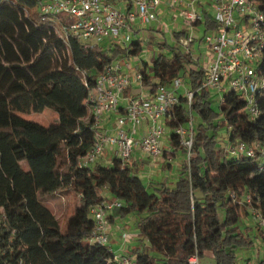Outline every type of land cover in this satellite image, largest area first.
Instances as JSON below:
<instances>
[{
    "label": "trees",
    "instance_id": "16d2710c",
    "mask_svg": "<svg viewBox=\"0 0 264 264\" xmlns=\"http://www.w3.org/2000/svg\"><path fill=\"white\" fill-rule=\"evenodd\" d=\"M252 1L264 13V0ZM203 14L206 30L218 26L205 8ZM69 20L41 13L38 0H0V264H116L108 244L88 239L94 228L89 207L104 198L121 201L111 210L120 216L138 213L139 235L147 242V249L132 247L138 264H189L194 252L210 254L214 264H264L263 258L239 262L236 251L252 242L239 219L251 206L264 217V157L231 154L216 145V112L209 88L202 85L206 64L191 48L170 46L167 53L162 48L168 44L159 42L150 67L147 59L139 66L148 93L160 85L171 87L177 76L193 90L189 107L176 90L178 101L166 122L173 151L185 152L174 183L157 181L149 189L137 171L142 161L123 164L117 154L108 164L79 165L95 139L87 97L97 70L139 53L142 40H112L103 47L78 36L65 38L57 29ZM187 34L185 29L173 33L176 39ZM257 70L264 82V45ZM255 104L258 113L252 117L241 93L222 91L219 108L228 143L264 145V83ZM46 107L57 112V121L44 124L21 114ZM189 110L201 119L193 123L187 156L174 128L187 122ZM58 190L79 194L63 227L38 197Z\"/></svg>",
    "mask_w": 264,
    "mask_h": 264
},
{
    "label": "built area",
    "instance_id": "2783aa9c",
    "mask_svg": "<svg viewBox=\"0 0 264 264\" xmlns=\"http://www.w3.org/2000/svg\"><path fill=\"white\" fill-rule=\"evenodd\" d=\"M117 1L38 0V9L41 13L54 17L66 13L72 18L71 21L58 25V32L65 38L68 35L82 39L109 36L112 40L127 43L132 34L140 30V25L157 19L156 9L161 0H120L119 4ZM176 3L180 4L181 0H171V5ZM187 4L190 8L180 12L186 22H200L204 7L198 10L195 1ZM209 4L213 8L212 18L218 26L203 35V41L212 50L213 56L206 63L202 85L220 92L232 89L241 93L250 115L254 117L258 113L255 93L258 86L264 83L257 70V62L264 45V13L252 0H211ZM193 41L194 37L188 33L184 42L190 48ZM133 78L142 84L140 68L138 67L132 76L123 59L114 60L97 70L95 82L89 87L87 97L91 105L95 139L86 153L79 158V165L93 163L107 148L114 150L123 164L129 162L135 148L150 157L163 154L161 136L166 122L173 116V106L178 101L176 90L182 91L188 107L193 90L188 88L182 76H177L173 79L171 87L160 85L153 93L127 96V101L122 105V95L131 85ZM108 112L116 114L113 132H108L103 127V116ZM142 124H145V131L137 135V129ZM192 126L193 116L189 110L187 122L174 128L179 135L180 144L187 149V156L192 142ZM225 147L231 154L264 157V145L257 141L247 143L239 140L227 143ZM245 199L248 201L250 195L246 194ZM119 205L121 201L117 198H104L89 207V213L94 219V228L88 236L89 241L107 244V214ZM249 210L258 226L264 227V217L260 210L253 206L249 207ZM121 236L125 240L128 233L122 231ZM113 259L116 264H138L132 255L124 252L114 253ZM198 260L196 252L188 257L189 264H198Z\"/></svg>",
    "mask_w": 264,
    "mask_h": 264
},
{
    "label": "rangeland",
    "instance_id": "374dc122",
    "mask_svg": "<svg viewBox=\"0 0 264 264\" xmlns=\"http://www.w3.org/2000/svg\"><path fill=\"white\" fill-rule=\"evenodd\" d=\"M195 1L196 7L198 10H202L204 7L211 15L213 14V8L209 4L211 0H181V3H176L171 5V0H161L157 6V19L146 22L142 25V28L132 34V38H140L142 40V48L139 53L135 55H130L122 57L123 62L127 63V69L133 75L135 70L142 64V59H151L153 54H156L159 48L158 43L165 41L168 45L162 48V51L170 53V46L178 45L182 49H187L188 46L184 42L186 35H181L178 39L175 38L173 33L185 29L194 37V41L190 45V51L194 57H199L201 62L205 64L210 61L213 56L212 50L205 44L203 41L204 32L208 31L205 29V17L200 22L196 24H189L186 22L185 17L181 14L182 9L190 8L188 2ZM63 16H69L66 13L62 14ZM83 41L89 42L91 44H99L100 46H107L111 41V37L104 36L100 39L96 37L83 38ZM149 56V57H148ZM148 60V68L150 67V61ZM222 92L218 91L215 88H209V100L213 110L216 112L214 115V123L217 124L215 130V138L217 140V146H226L229 142L228 131L226 124L223 123V115L220 112L219 103L221 100ZM21 114L28 118L44 124L57 121V112L52 108L46 107L42 112H21ZM193 123L197 124L200 121V116L196 111L192 112ZM213 129H209V134L212 133ZM170 128L168 124H165L164 133L161 136V145L168 148L170 145L169 142ZM105 149L104 153H108L107 157L110 160L115 154L114 151H108ZM173 150V149H172ZM164 156H168L167 153ZM146 157L144 162L140 164L138 174L143 178L144 182L151 189V185L157 181H165L167 184L171 185L177 179L178 172L180 170V165L185 159V152L181 149L174 151L172 158L170 160H164L160 162H150V156L144 154L143 158ZM149 157V158H148ZM99 161V160H98ZM104 164H108L109 161H99ZM151 182V183H150ZM106 193V192H104ZM107 197V195H104ZM39 199L47 205L52 212L58 218L59 224L61 227L65 225L67 218L73 212L75 206L79 203V194H74L71 190H58L55 192L48 193H39ZM109 213V212H108ZM138 213L133 211L126 213L124 216L118 215L115 218L120 225L119 235L109 233V238L107 244L111 247L114 253H128L132 255V246L140 245L144 247L147 245V242L144 238H141L139 235V230L136 225V218ZM239 228L243 232H247L248 237L252 240L249 246L237 247L238 261L243 262L244 258H250L252 262L258 260L257 252L260 251L261 254L263 250L261 249L260 241L258 238V233H264V227L258 226L256 219L251 213L241 217L238 221ZM247 228L248 231H247ZM260 229V230H258ZM126 231L129 235L128 239L125 241L121 233ZM113 242L117 243L118 249L112 246ZM125 245L128 247L125 248ZM263 247V246H262ZM144 249H147L144 247ZM118 250V251H117ZM214 258L206 253L203 256H199L198 264H214Z\"/></svg>",
    "mask_w": 264,
    "mask_h": 264
},
{
    "label": "crops",
    "instance_id": "0c3cea01",
    "mask_svg": "<svg viewBox=\"0 0 264 264\" xmlns=\"http://www.w3.org/2000/svg\"><path fill=\"white\" fill-rule=\"evenodd\" d=\"M117 3L119 4V3H121V1L118 0ZM141 28H142V26L140 25V29ZM147 92L148 91L145 89V87L133 78L131 85L126 89V91L122 95L121 104L122 105L125 104V102L127 101V98H126L127 96H133V95H137V94H140V93H147ZM115 118H116V114L115 113L108 112V113L104 114L102 123H103V127L108 132H113L114 131ZM144 131H145V124H142L141 127L137 129L136 134L140 135ZM108 151H114V150L107 148L106 152H108ZM104 152L100 155V157H98L97 161L98 160L102 161V162L109 161V159L107 157L108 153H104ZM165 153H167L168 156H164ZM173 154H174V151L172 150L171 145H169L168 148L164 147V151H163L162 155L157 156V157H150L151 160H149V161L150 162H160V161H164V160H170L172 158ZM143 156H144V154L141 153L137 148H135L133 153H132V156L130 157L129 162L133 163L134 160H136L137 163H139L140 161L144 162L145 161L144 159L146 157L143 158ZM104 195H107V197H110L109 192L104 193ZM111 214H112V216H111V218L109 220L108 232L111 233L112 235L113 234L119 235V233H120L119 230H120L121 227L119 226L120 224L117 221H115V218L118 216V214H116L114 211H111ZM248 229L249 228H247V231H248ZM258 230H260V229H258ZM128 237H129V235H128ZM128 237L125 239V241L128 239ZM258 238H259V241H260L259 246L260 245L263 246V247L262 246H260V247H261V249L263 250V253H264V233L259 231ZM112 246H114V248L118 249V246H117L116 242H113ZM127 247L128 246L125 245V248H127ZM132 247H134V246H132ZM257 257L259 259H262V258L264 259V254H261L260 251H259V252H257Z\"/></svg>",
    "mask_w": 264,
    "mask_h": 264
}]
</instances>
